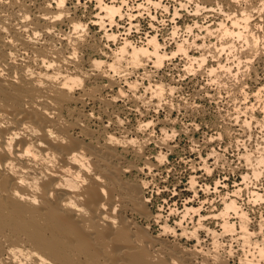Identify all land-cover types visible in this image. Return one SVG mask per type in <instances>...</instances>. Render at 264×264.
<instances>
[{
  "label": "clouds",
  "instance_id": "clouds-1",
  "mask_svg": "<svg viewBox=\"0 0 264 264\" xmlns=\"http://www.w3.org/2000/svg\"><path fill=\"white\" fill-rule=\"evenodd\" d=\"M0 52V87L27 89L18 113L0 99V179L13 181L0 197L39 208L62 192V208L91 216L94 157L53 146L86 126L61 102L97 101L102 112L85 115L103 121L104 144L139 158L123 171L168 242L137 241L146 264H264V0H0ZM99 208L119 224V204ZM0 264L56 261L0 234Z\"/></svg>",
  "mask_w": 264,
  "mask_h": 264
},
{
  "label": "bare ground",
  "instance_id": "bare-ground-1",
  "mask_svg": "<svg viewBox=\"0 0 264 264\" xmlns=\"http://www.w3.org/2000/svg\"><path fill=\"white\" fill-rule=\"evenodd\" d=\"M4 55L5 53L0 52V57ZM24 94H27L26 88L11 90L0 87V99L14 102L16 113L23 111L19 97ZM61 105V111L69 119H72L71 109L79 106L75 115L85 120L86 126L74 125L70 130L69 145L53 147L62 154L73 148L86 147L94 157L96 172L103 177L100 182L90 178V183L83 192L86 197L83 203L91 210L92 215H74L72 210L62 208V192L57 193L54 201H45L39 208L21 204L9 197H0V234L28 238L46 255L52 257L56 264H146L145 249L137 241L144 240L154 246H168V242L156 237L153 229L147 228L152 214L150 205L142 202L144 194L137 175L123 171L124 167L135 165L128 160V156L139 158L104 144L103 123L98 130L88 129L89 124L94 121L89 120L85 113L102 112L103 105L99 102L83 104L74 98H66ZM109 107L113 111L118 110L115 105ZM13 118L15 119V115ZM24 119L42 129L50 123L41 113L35 111L24 112ZM19 123L17 121V126ZM7 131L8 129H0V137ZM51 182L43 185L45 191ZM12 183L11 179L9 184L0 179V191L7 190ZM102 187L108 190L107 196L101 194ZM101 202L109 206L119 204V212L110 213L119 220L118 225L103 219L102 210L99 208Z\"/></svg>",
  "mask_w": 264,
  "mask_h": 264
},
{
  "label": "rangeland",
  "instance_id": "rangeland-1",
  "mask_svg": "<svg viewBox=\"0 0 264 264\" xmlns=\"http://www.w3.org/2000/svg\"><path fill=\"white\" fill-rule=\"evenodd\" d=\"M106 115V114H105ZM107 116V115H106ZM106 116H105V118H106ZM103 123V121L102 120H96V121H94V123H91V125L89 124V126H88V129H90V130H98L99 129V126L101 125ZM94 125V126H93ZM132 159V160H131ZM128 160L129 161H131V162H133V163H135V164H137V163H139V159H135L134 157H131V156H128ZM137 178V177H136ZM137 180H138V178H137ZM150 208H151V210H152V212L154 211V207H153V205H150ZM141 223H143L142 221H141ZM153 232L155 233V230L153 229Z\"/></svg>",
  "mask_w": 264,
  "mask_h": 264
}]
</instances>
